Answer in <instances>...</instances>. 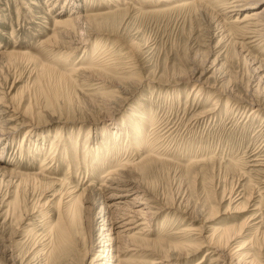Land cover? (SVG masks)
<instances>
[{
  "label": "rangeland",
  "instance_id": "rangeland-1",
  "mask_svg": "<svg viewBox=\"0 0 264 264\" xmlns=\"http://www.w3.org/2000/svg\"><path fill=\"white\" fill-rule=\"evenodd\" d=\"M185 2L0 0V264H264V30Z\"/></svg>",
  "mask_w": 264,
  "mask_h": 264
},
{
  "label": "bare ground",
  "instance_id": "bare-ground-1",
  "mask_svg": "<svg viewBox=\"0 0 264 264\" xmlns=\"http://www.w3.org/2000/svg\"><path fill=\"white\" fill-rule=\"evenodd\" d=\"M55 1V0H54ZM264 0H188V2H185V3H182L180 6H200L201 8H216V11L217 12H222V14L224 15H229L230 13L232 12H236V11H239V10H246V9H251L250 11L246 12L244 15V17L242 19H236L235 22L238 23V26L241 27V30L242 32L244 33V39H251V38H254L256 37L255 35H257L259 33V36L260 35H263V31L261 30H264V25L261 24V20L264 16V4L259 7V8H255L257 7V5H259L261 2H263ZM216 4H219L217 5L216 7L214 5ZM199 11V10H198ZM112 11H105V12H98V13H95V14H88V15H85V18L87 20H94V19H99L101 16H104V15H108L109 13H111ZM109 16V15H108ZM225 16V17H226ZM97 21V20H96ZM56 26L58 28H61V29H71V27H73V23L74 21L72 20V18H67V19H58L56 20ZM56 34V33H55ZM59 34V33H58ZM63 34V33H62ZM61 34V35H62ZM60 35V36H61ZM58 37V36H57ZM257 38V37H256ZM254 41V40H253ZM256 41V40H255ZM111 49V48H110ZM99 51V50H98ZM105 52V51H103ZM102 52V53H103ZM102 53L100 52H94L93 56H97V55H102ZM11 54V53H10ZM93 57V58H94ZM91 58V61H92V64L90 65L91 68L93 69H96V70H99L100 72L103 71L104 72H108V70L110 71L111 68H113V64H108V63H97L100 61V58L99 59H93ZM44 64V63H43ZM112 70V69H111ZM53 72V71H52ZM102 73V72H101ZM104 76V75H103ZM63 78V77H62ZM65 78V77H64ZM67 78V77H66ZM69 81V80H68ZM192 90L194 92H199V88L198 86H195V84L193 85L192 87ZM252 111V114L254 112H256V109L255 107L251 108ZM115 133V131L113 132V134ZM117 133V132H116ZM6 134V130H2L0 129V137L2 135ZM113 136V135H112ZM109 137V138H112ZM110 140V139H109ZM108 140V141H109ZM107 141V142H108ZM106 142V143H107ZM54 147V145L51 146V149ZM264 147V146H263ZM108 150V149H107ZM261 150V148H260ZM259 150V151H260ZM103 153V151L101 152ZM258 153V149H256L253 153L254 154H257ZM94 158V157H92ZM148 159V158H147ZM151 159H152V156H151ZM150 159V160H151ZM149 160V159H148ZM149 161L145 160V165L142 164L143 166H141L140 163H134V164H128V165H125L124 167L127 168L129 166H135V167H141L143 169V167L145 166L146 167V164H148ZM155 160V158H154ZM152 161V160H151ZM144 167V168H145ZM138 169V168H136ZM124 171V169H123ZM127 172V171H126ZM111 174H114V177H110V181H113V183L115 182L116 184V181H119V182H126L124 181L123 178H127L128 176V173H124L122 172V169L120 170H114ZM127 174V175H126ZM126 175V176H125ZM117 178V179H116ZM109 185V184H108ZM110 188V186H108ZM114 189V188H112ZM77 192V191H76ZM65 198H66V201H64V207L63 208V211H62V216L66 217V218H71L72 221H76L79 217V214H81V209H80V204H81V201H83V196L85 194L84 191H82V193L80 194H76L74 193V191H69V192H65ZM64 198V200H65ZM61 201V200H60ZM128 218H130L131 216H127ZM67 220V219H66ZM68 221V220H67ZM71 221V220H70ZM133 221L131 220H126V223L125 225H128V224H132ZM143 225H146L147 227H150L149 223H141ZM70 226V225H68ZM72 226V225H71ZM70 228V227H69ZM129 229V228H128ZM187 229V228H186ZM185 229V230H186ZM192 228L190 229H187L185 231V235H189L190 234H194V232H192ZM219 229H215V232H217ZM235 228L232 227V226H228V227H225L222 229V231L219 233L221 238H226V244L228 245L231 240L234 241V239H236V232H235ZM66 230L64 228H55V226L53 228H50L49 230V239L47 241V243L45 244L44 246V252H45V256L46 257H54V255L59 252L63 245H64V242H65V238L68 237V233L65 232ZM69 231V230H68ZM180 234L184 235L183 232H179ZM134 235V234H133ZM239 235V234H238ZM218 243V241H216ZM212 243V242H211ZM225 243V242H224ZM223 243V244H224ZM210 244V243H209ZM215 244V243H214ZM211 245V244H210ZM196 246L198 248L197 245H191L190 247H194ZM244 249L243 246H241L238 251ZM199 250V249H198ZM197 251V249H196ZM215 251V250H214ZM214 251H210V250H207L206 251V255H210L212 254ZM206 255H204V257L200 258V260H198V262L196 264H205L206 261H207V257ZM55 258V257H54ZM250 258V263L251 264H256L258 258L254 255H251L248 253V254H244V252H240V253H235L233 254V258L231 259L230 262H233L234 260L236 259H239L238 262L239 264H243L245 263L246 261H248V259ZM219 257L218 258H211V261L210 263L211 264H218L219 262ZM117 261V260H115ZM169 261V260H168ZM221 261V260H220ZM122 261H118V264H121ZM246 263H249L246 262Z\"/></svg>",
  "mask_w": 264,
  "mask_h": 264
}]
</instances>
